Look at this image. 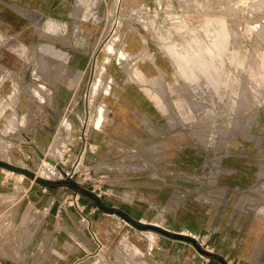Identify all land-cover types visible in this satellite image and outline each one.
I'll list each match as a JSON object with an SVG mask.
<instances>
[{"label": "rangeland", "instance_id": "obj_1", "mask_svg": "<svg viewBox=\"0 0 264 264\" xmlns=\"http://www.w3.org/2000/svg\"><path fill=\"white\" fill-rule=\"evenodd\" d=\"M82 3L63 20L0 0V158L32 173L0 167L1 235L15 205L2 191L15 201L50 175L79 187L60 193L72 219L41 226L46 248L70 232L99 264H219L86 188L228 264H264V0Z\"/></svg>", "mask_w": 264, "mask_h": 264}, {"label": "crops", "instance_id": "obj_2", "mask_svg": "<svg viewBox=\"0 0 264 264\" xmlns=\"http://www.w3.org/2000/svg\"><path fill=\"white\" fill-rule=\"evenodd\" d=\"M19 4L28 6L36 15L39 16H54L63 20H68V17L73 15V10L79 13V9L84 8L81 5H73L76 0H17ZM1 8V6H0ZM78 8V9H76ZM1 10V9H0ZM5 12L0 11V17L3 20ZM81 56V55H80ZM84 56L79 59L84 62ZM81 71L86 70V65L82 64ZM31 175V174H30ZM25 192L20 196V199L13 200L14 197L20 195L17 191H2L1 198H10L13 201V208L11 218V233L4 236L0 233V260L4 264H99L101 259L98 254H92L91 244L87 246L83 241L87 250L81 249L78 245L72 243V237L66 232L63 245L61 237H58L57 245L59 249L54 248L51 243L49 248H46L47 238L40 233L39 230L44 224L46 227H51L50 220L46 221L49 214L59 217L63 212L67 218L72 219L68 207H63L61 202V190H65V183H58L53 181L48 185H33L32 179L25 181ZM23 187V186H22ZM48 188V189H47ZM63 188V189H61ZM39 193V194H37ZM40 204V205H39ZM75 211L72 210V213ZM14 225V226H13ZM43 227V226H42ZM46 229V228H43ZM44 232V230L42 231ZM74 235V234H73ZM76 236V235H75ZM34 237L35 242L34 244ZM79 239V237H78ZM80 240V239H79ZM81 241V240H80ZM32 244V246H31ZM62 245V246H61ZM31 246V247H30ZM79 252V256L75 258V262H68L71 260L74 252ZM116 254V252H114ZM218 255V253H216ZM224 257L223 255L219 254ZM58 257L59 260L53 257ZM94 258H99L95 261ZM212 258V257H211ZM219 264H224L219 259L214 258ZM117 263L125 264L120 261L118 254L116 255ZM95 261V262H94ZM132 264V263H126Z\"/></svg>", "mask_w": 264, "mask_h": 264}, {"label": "water", "instance_id": "obj_3", "mask_svg": "<svg viewBox=\"0 0 264 264\" xmlns=\"http://www.w3.org/2000/svg\"><path fill=\"white\" fill-rule=\"evenodd\" d=\"M0 167H4L6 169H12V170H19V171H22V172L27 173V174H32L30 169L23 167V166L16 165V164H14L8 160L2 159V158H0ZM37 179L41 183H43L44 185H48V184H51L53 182L52 180L47 179L43 176H38ZM56 182L62 183V184L68 182L69 184H71L72 186H74L76 188L79 187V183L74 179L66 180L65 178H62V179L57 180ZM81 190L83 193L92 197L103 209H105L111 213H116L117 215L123 217L127 222L131 223L132 225H134L135 227H137L140 230H142V229H154L156 231H160V232L168 234V235L170 234V230L166 229L165 227H162L160 225H157V224H154L151 222H146V223L141 222L139 219L135 218L129 212H126V211L119 209L118 207H115V206H108V205L104 204L101 201L99 195L97 193H95L93 190L86 189V188H82ZM174 235L177 238L185 237L184 233H182V232H174Z\"/></svg>", "mask_w": 264, "mask_h": 264}, {"label": "trees", "instance_id": "obj_4", "mask_svg": "<svg viewBox=\"0 0 264 264\" xmlns=\"http://www.w3.org/2000/svg\"><path fill=\"white\" fill-rule=\"evenodd\" d=\"M169 236H172V237H176L174 235V233H170ZM182 239L188 241L189 243L193 244L194 246H196L204 255L208 256V257H212V258H217L219 259L221 262H223L224 264H228L227 260L220 256V255H217L216 253H213V252H210V251H207L205 249H203L199 243L196 241V239L192 236H185L183 237Z\"/></svg>", "mask_w": 264, "mask_h": 264}, {"label": "bare ground", "instance_id": "obj_5", "mask_svg": "<svg viewBox=\"0 0 264 264\" xmlns=\"http://www.w3.org/2000/svg\"><path fill=\"white\" fill-rule=\"evenodd\" d=\"M260 44V43H259ZM96 93V92H95ZM93 94H94V92H93ZM244 96V95H243ZM11 108V107H10ZM13 120V119H12ZM62 141V140H61ZM1 145V144H0ZM2 147H4V146H2ZM2 150V149H1ZM4 152H5V150H4ZM38 154L41 156V157H45V155L43 154V152L42 151H40L39 149H38ZM2 154V153H1ZM4 154H2V156H3ZM47 157V156H46ZM6 158V156L4 155V158H2V159H5ZM54 160V159H53ZM9 161V160H8ZM56 161V160H55ZM11 162V161H10ZM45 162V161H44ZM54 163V162H53ZM56 164H58V163H56ZM3 169H5L4 167H2ZM27 168V167H26ZM49 168V167H48ZM8 171H11L10 169H7ZM57 169H55V168H52V175L54 174H57ZM48 173V172H47ZM68 173V172H67ZM67 173H66V171L65 170H63L62 169V174L63 175H67ZM20 178H22L23 177V174L21 173V174H19L18 175ZM44 177H50V175H45ZM54 178V177H53ZM113 215H115V217H119L117 214H115V213H112ZM135 217V216H134ZM122 221H125V222H127L124 218H121V217H119ZM136 218V217H135ZM127 223H129V222H127ZM151 223H154V224H157V225H160V226H162V227H165L166 229H169L168 227H166V226H164L163 224H160V223H155V222H151ZM129 224H131V223H129Z\"/></svg>", "mask_w": 264, "mask_h": 264}, {"label": "built area", "instance_id": "obj_6", "mask_svg": "<svg viewBox=\"0 0 264 264\" xmlns=\"http://www.w3.org/2000/svg\"><path fill=\"white\" fill-rule=\"evenodd\" d=\"M79 196V195H78ZM0 264H4L1 260H0Z\"/></svg>", "mask_w": 264, "mask_h": 264}]
</instances>
